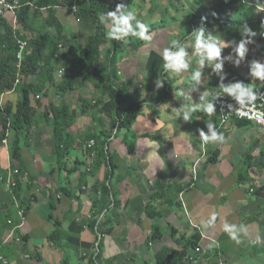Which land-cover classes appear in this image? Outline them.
I'll return each instance as SVG.
<instances>
[{"label":"crops","instance_id":"1","mask_svg":"<svg viewBox=\"0 0 264 264\" xmlns=\"http://www.w3.org/2000/svg\"><path fill=\"white\" fill-rule=\"evenodd\" d=\"M101 2L106 6L103 12L113 11L117 4L123 3L136 12L138 19L150 25V41L128 37L129 48L117 56V84L129 88L128 99L122 107L138 108L136 119L129 131L117 133L116 117L109 114L110 100L106 98L98 109L93 108L100 98V91L93 82L67 98L74 121L69 133L73 142L65 156V166L58 167L54 161L53 127L48 120L41 122L30 142H25L21 166L13 160L15 133L9 131L8 144L0 143L2 176H8L11 182L17 177L13 176L14 172L19 171L21 188L14 194L10 184L0 182V264L3 261L8 264H88L93 258L98 264H173L172 252L182 253L188 246L187 241L198 244L201 253L196 254L189 247L183 262L176 264H211L212 261L219 264L220 255L226 264H239L245 257L246 247L254 251L248 259L264 256L261 154L255 155L257 149L251 148V153L244 155L250 138L240 145V141L228 135L230 129L240 126L232 123L220 130V118L215 113L209 117L202 111L196 112L190 122L174 116L175 109L182 104L202 103L203 92L221 91L219 77L208 67L203 70L199 85L188 82L192 70L198 67L191 47V32L200 25L202 18H207L210 32L226 42H233L222 50V57L232 55V60L224 64L227 74L224 84L239 81L240 76L246 86L263 83L249 77V65L243 67V61L239 67L234 66V48L240 40V29L225 31L224 23L219 24L212 18L229 19L230 24L255 19L254 22L261 21L264 26V12H254L257 0ZM64 11L70 13L67 7H57L55 16L63 27L69 23ZM100 15L97 22H100ZM7 17L14 29L23 28L18 26L17 13ZM47 18L43 10L35 21V34L44 27ZM251 22L247 25L251 26ZM98 26L108 31L105 24L100 22ZM95 27L85 22L77 33H65L86 43L95 33ZM48 31L52 33L51 29ZM261 33L262 36L257 32L254 37L255 45L249 48V58L255 56L251 49L258 51L259 44H264V33ZM32 34L28 33L27 37ZM173 39L185 45L192 56L188 72L176 74L163 69L161 52ZM108 46L101 53L102 70L106 74L109 72ZM255 60L264 63V57L257 56ZM56 74L59 75V70ZM158 81L163 87H156ZM29 82L37 84L38 80L31 76ZM58 87L57 82L52 86L48 84L45 93L49 97L40 96L37 99L40 103L33 101L38 113H44L57 103ZM179 90L185 95L177 97L175 93ZM84 100L92 101L93 106L85 115L81 112ZM7 104H12L13 111L17 112L20 93L4 94L1 105ZM208 120L223 134L222 142L204 143L199 137V130L207 132ZM2 133L0 124V136ZM101 133L107 135L104 153L108 163L98 165L94 162L87 172V137ZM129 141H134L132 153L126 145ZM213 154L217 158L214 164L210 162ZM249 154L254 162L249 160ZM243 161H250L254 166L244 175L245 182L240 183ZM248 182L251 186L246 190ZM20 213L25 215V220ZM258 215L259 219L253 220ZM226 225L230 231L226 230ZM156 228L161 240L154 237ZM173 229L177 232L174 237ZM51 236L57 237V244ZM215 252L218 256L214 260ZM197 256L198 261L196 258L195 262L189 260Z\"/></svg>","mask_w":264,"mask_h":264},{"label":"trees","instance_id":"2","mask_svg":"<svg viewBox=\"0 0 264 264\" xmlns=\"http://www.w3.org/2000/svg\"><path fill=\"white\" fill-rule=\"evenodd\" d=\"M21 1L22 8L17 12V22L22 25V29H14L5 17H0V30L4 29V32L0 31V124L3 127L0 143H3L7 139L9 131L15 133L11 153L14 162H17L21 166L24 159L23 148L26 146L25 142H30L32 135L40 129L41 122L48 120L49 124L51 122L53 127V143L51 144L53 156L57 166L60 167V165L65 164V156L69 154L68 149L71 148V143L73 142L69 133L74 119L67 105V98L72 94L85 89L95 82V87L100 91V98H98L95 107L92 106V101L84 100L83 107L81 108L83 115L86 114L90 106L98 109L103 104V100L108 98L112 104L109 114L112 117H116V122H118L117 133L121 130L129 131L131 124L135 121L138 108L122 107L128 99L129 88L125 84H117L119 80L117 74V56L129 47L128 43L125 44L123 41L109 39L107 37V30L105 29L104 31L101 26H98L100 22H97V18L106 8L101 0ZM73 4L76 5L74 13L76 18L80 21L86 20L96 25L95 34L86 43L80 41L77 36L66 35L64 27L57 20L58 18L56 19L55 17L57 7H67V5ZM43 10H46L48 18L45 20L44 27L42 26L38 34H35L36 28L33 29V27L37 26V24L35 25V21L39 19ZM212 18L219 24L223 22L226 27L224 28L223 25L222 28L226 29L225 31L240 23L241 25L250 24V19L230 24L229 21L231 20L229 19H215L214 16ZM205 23L207 24V18L205 19ZM228 23L230 24L229 26ZM49 29H51L52 33L48 31ZM262 29L264 30V27ZM28 33H33L32 37H27ZM19 41H26L29 44L24 53L20 69L18 68L19 61L17 57L20 50ZM107 45L110 47L108 46L106 57L109 61V72L106 74L102 70L101 53ZM57 70L59 72L63 71L65 75H54ZM19 75H22L24 78L16 85ZM31 76L37 78V84L29 82V77ZM54 82H57L59 85L56 88L58 90L57 103L49 106L44 113H38L33 107V101L37 100L40 96L48 98L49 96L45 93V89L48 84L52 86ZM12 91L20 93V104L17 112L13 111L14 107L12 104L1 105L2 96ZM37 103H40L39 100H37ZM41 114L43 116L39 117ZM236 123L241 127L246 122L236 121ZM106 136V134L101 133L97 136L87 137L88 142L91 139L96 141L94 148L92 150L86 148V152L87 155H90L92 152L96 154L97 158L95 162L98 165L108 163V157L104 153L105 145H107ZM125 141H127V138H125ZM126 145L129 153H132L134 141H129ZM215 154L210 157L212 164L217 162ZM260 156V168H264V151H262ZM248 158L250 161L253 160L250 154ZM250 161L246 162V172L241 171L239 177L240 183L245 182L244 175L248 174L247 170L254 166L249 163ZM2 172L3 165L0 157V182L6 185L9 177L2 176ZM19 177L20 175L12 182L16 184V187L10 185L14 194L20 192L21 182ZM259 216L254 217L253 220H258ZM175 235H177V232L173 229L172 237ZM154 237L156 240H161L162 236L158 228L154 231ZM50 238L54 244H57V237L51 236ZM187 245V248L191 247L194 251H197L199 248V245L193 242L187 241ZM187 248H184L182 253L177 251L172 252L171 258L173 264L183 262V258L187 255ZM216 258L215 255L214 260ZM211 264H214L213 261Z\"/></svg>","mask_w":264,"mask_h":264},{"label":"clouds","instance_id":"3","mask_svg":"<svg viewBox=\"0 0 264 264\" xmlns=\"http://www.w3.org/2000/svg\"><path fill=\"white\" fill-rule=\"evenodd\" d=\"M75 7L76 5H68L67 9L71 13V7ZM22 8V1L21 7ZM18 9V10H19ZM18 10L15 12L17 13ZM256 11L264 12V0H257ZM8 13V14H15ZM6 14L4 17L8 15ZM100 22L105 24L107 27V37L116 41H123L125 44L128 43V37L137 38L142 41H150L151 36L150 33V25L145 23L143 20L137 18V14L135 11L130 10L128 6L123 3H119L116 5L115 10L106 11L101 13ZM206 18H202L201 23L198 27H196L191 32V38L193 39V43L191 45L193 49V53L196 56L195 63L198 67L191 72L190 80L188 81L190 85L195 84L199 85L202 82V77L204 76L205 67L211 68L212 74H215L220 79V87L221 91L219 93H207L203 92L200 96V100L202 103H188L182 104L179 108H176L174 111V116L176 119H182L185 122L192 121L193 114L199 111L204 112L207 116L211 117L214 115L216 111L215 105L212 103V100H216L221 96L230 97L232 100L236 102L238 108L235 109L237 114L240 115L241 109L244 108H255L256 102L260 100L264 93L258 92L255 88V85L246 86V84L242 81H236L229 84H224V80L226 79V73L224 72V64L226 60H232V55L229 54L227 57H222V50L224 48L230 47L233 43L232 41L226 42L224 39L214 35L212 32L208 30V27L205 23ZM80 20L76 18V22ZM251 22V21H250ZM257 23V22H255ZM253 24V22H251ZM241 39L238 43L235 44L234 53L236 59L234 61V66L239 67L241 61L245 60L249 48L248 45L253 44L254 37L257 36V32L253 31L247 24H243L241 29ZM26 42V41H21ZM19 43V42H18ZM29 46V44H28ZM20 48V46H19ZM173 49H176L173 51ZM161 57L163 60V69L170 70L173 73L179 74L182 72H188L190 65L193 63L192 56L189 55L187 48L185 45L180 44L178 39H173L170 42V46L165 48L161 52ZM61 76H64L65 73L63 71L59 72ZM249 77L253 80H258L260 82H264V63L259 60H252L249 64ZM24 77L22 75L18 76L17 81L19 83ZM16 81V85L19 84ZM157 88L163 87V83L158 81L156 84ZM175 95L177 97L184 96L185 93L183 90L176 91ZM190 99V95L188 97ZM39 99V97L37 98ZM229 110H233V105H228ZM216 114V113H215ZM199 119V118H198ZM238 121V120H237ZM230 125V124H228ZM227 125V126H228ZM222 127L221 129H226V127ZM207 132L204 130H199V137L204 143L209 142H222L224 140V136L222 133L217 131L216 125L211 121H206ZM4 141H8L5 139ZM90 142H94V145L91 149L88 148ZM6 145V144H3ZM95 146V141L90 140L85 144V147L88 150H92ZM93 153V152H92ZM95 157L92 160V165L95 162ZM89 156L88 163H89ZM89 165V164H88ZM92 165H90L89 171H91ZM19 172V171H17ZM20 175V174H19ZM18 175V176H19ZM226 230L230 229L226 225ZM200 250V249H198ZM196 251V253L200 254V252ZM92 262L88 263L91 264Z\"/></svg>","mask_w":264,"mask_h":264},{"label":"built area","instance_id":"4","mask_svg":"<svg viewBox=\"0 0 264 264\" xmlns=\"http://www.w3.org/2000/svg\"><path fill=\"white\" fill-rule=\"evenodd\" d=\"M20 7H21V0H0V17H4L8 13H15ZM70 10L72 12H75V7L74 6L71 7ZM18 44L20 46V50L17 57L19 61L18 68L20 69L23 61L24 53L28 47V43L19 41ZM17 82L19 83V80ZM253 88H255L258 92L264 93V82L261 85L255 86ZM215 93H219V92H215ZM212 103L216 107L215 113L220 117V128L227 126L228 124H230L232 119H235L238 121H246L252 123L253 125L257 126L259 130L264 134V96H262L260 100L256 102L255 108L241 109L240 115H238L237 111H235V109L238 108V105L230 97L221 96L216 100H212ZM229 104L233 105V110H229L228 108ZM3 144L7 145L8 141H3ZM93 145L94 142H90L88 148L91 149ZM94 157H95L94 153H91L89 156V163H88L89 169H90V165H92V160L94 159ZM197 168H198V164H196L194 170L195 180L197 178V172H198ZM18 175L19 172L17 171H15L13 174V176H18ZM12 182L13 181L10 182V179H8L7 183L10 184L12 187H16V184ZM20 217L22 218V220H25V215L23 213H20ZM9 224H13V223L10 222ZM198 252H200V250H198ZM1 261L3 260L1 259ZM91 262H92L91 264H98L96 258H93ZM3 264H8V263L3 261Z\"/></svg>","mask_w":264,"mask_h":264},{"label":"rangeland","instance_id":"5","mask_svg":"<svg viewBox=\"0 0 264 264\" xmlns=\"http://www.w3.org/2000/svg\"><path fill=\"white\" fill-rule=\"evenodd\" d=\"M254 12H256L257 14H259V12L258 11H256V8L254 9ZM64 13V15L68 18V22L71 24H69L68 23V25H66L65 27H64V30H65V32L67 31L68 33H77L78 31H79V29H80V26L81 25H83L85 22L87 23V21L86 20H84L83 22H82V24H78V23H76V16L73 14H70L69 12H67V11H64L63 12ZM8 16V15H7ZM6 16V20L8 19L9 20V18ZM254 17H255V15H254ZM7 20V21H8ZM67 20V19H66ZM254 20L255 19H252V22H253V24L251 25V26H249L253 31H255V32H258V34L259 35H261L262 36V33L261 32H263L264 33V30L263 29H261V28H263L264 26H262L263 25V23L260 21V24H258V23H255L254 22ZM239 22H241V20H238ZM264 21V20H263ZM18 26H19V24H18ZM73 27H77V28H73ZM241 27H242V25H241V23L239 24V25H235L233 28H231V30L232 29H241ZM95 29V28H94ZM95 31V30H94ZM96 32V31H95ZM95 33H93L92 34V36L94 35ZM257 37V36H256ZM239 38L241 39V32H239ZM254 39V38H253ZM255 40V39H254ZM240 41V40H239ZM255 45V43H253V44H250V45H248V48H250V47H252V46H254ZM105 50V49H104ZM252 50V52H255V56L254 57H252V58H249L250 57V51L248 52V54H247V56H246V58H245V60H243V63H242V66L243 67H245V65H249L250 64V62L252 61V60H254V59H256V57L257 56H260V57H264V44L263 43H260L259 44V47H258V51L257 50H254V49H251ZM104 54V53H103ZM106 55H104V60H106ZM234 57H236L235 56V54H234ZM109 65V64H108ZM106 67L105 68H108L107 67V65H105ZM240 79H239V81H243V80H241L242 78H241V76L239 77ZM236 121L237 120H235V119H232L231 120V122H230V125H232V123H236ZM246 122V121H245ZM237 124V123H236ZM225 130V129H224ZM260 134V135H259ZM228 135H232V137L234 138V140H236V141H240V145H242L244 142H245V139H248V138H250L249 140H248V144H249V147L248 148H246V150H245V153H244V155H246L247 153H251V148H253V149H257L256 150V153H255V155H257L258 156V154H261L262 153V151H264V134H262L261 133V131L259 130V128L257 127V126H255V125H253L252 123H250V122H246L245 124H243L241 127H239V128H234V129H230L229 131H228ZM238 158H236V160H237ZM54 161H55V158H54ZM248 163V162H247ZM240 169H241V171L242 172H244L245 170H246V163H245V161H243V163H242V165H240ZM258 173L260 172L259 170H256ZM241 173V172H240ZM263 175H264V172H262L261 173V176L263 177ZM264 178V177H263ZM263 181H264V179H263ZM250 186H251V184L248 182V183H246V185H245V189L247 190V189H249L250 188ZM245 192V191H244ZM245 257H244V259H241V261H240V263L239 264H264V256H257V257H255V259L254 260H251V259H248L247 258V256L248 255H252L253 254V250L251 249V248H249V247H246V249H245ZM199 254V253H198ZM215 255L217 256L218 255V253L217 252H215ZM215 257V256H214ZM195 258H196V261H198V256L197 257H194V258H192V257H190L189 258V260L191 259L192 261H194L195 262ZM261 258H262V260H261ZM261 260V261H260ZM219 264H226V262H224V260L222 259V255H220V259H219Z\"/></svg>","mask_w":264,"mask_h":264}]
</instances>
